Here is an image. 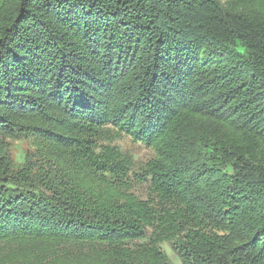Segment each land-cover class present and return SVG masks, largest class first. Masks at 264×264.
<instances>
[{
    "label": "trees",
    "instance_id": "1",
    "mask_svg": "<svg viewBox=\"0 0 264 264\" xmlns=\"http://www.w3.org/2000/svg\"><path fill=\"white\" fill-rule=\"evenodd\" d=\"M198 1L0 0V264H264V0L218 35Z\"/></svg>",
    "mask_w": 264,
    "mask_h": 264
},
{
    "label": "rangeland",
    "instance_id": "2",
    "mask_svg": "<svg viewBox=\"0 0 264 264\" xmlns=\"http://www.w3.org/2000/svg\"><path fill=\"white\" fill-rule=\"evenodd\" d=\"M234 3L236 5V7L233 9L231 8V4ZM252 4L247 3L244 0H199L197 2V5L195 6L194 9L198 8V12H199V16L195 17L192 15L191 11L187 12L188 15H190L192 17L193 21H197L198 19H201L203 17H207V14L209 11H211L212 9L216 10L217 13V17L219 20H216L214 22V29H212L210 32H214L215 34H219V33H226L229 30V26L232 27V30L235 28V24L232 22V18L235 14H240V13H246L248 12L247 9H251ZM6 5L5 3L3 4V7H0V17L4 12ZM229 10H235L233 12H230ZM228 17L227 20L225 19V17ZM212 17V16H211ZM188 28V27H187ZM185 28L187 31L188 29ZM191 28V27H190ZM195 40V43L197 45V47H204V45L200 46V41L193 38ZM146 48V44L141 43L140 47L137 49H134L133 52L135 51V55H134V60L132 59H128V61H126V63L122 64V66L125 65L124 69L129 70V72H131L132 74L137 73V71L142 74L143 72V68L145 66V63L143 62V55L144 51ZM138 50V51H137ZM201 53V51H199ZM235 59L237 60L238 57L235 56ZM134 62V63H133ZM198 62V65H197ZM196 62L195 65H197L199 67H201V60H198ZM142 63V64H140ZM217 63V62H216ZM214 63V64H216ZM205 67L209 68L210 66H213V64L210 62H206ZM202 68V67H201ZM123 69V70H124ZM201 72V70H200ZM202 73L205 74L203 68H202ZM144 76V75H143ZM192 76L194 79H196V75H191L189 76L192 79ZM198 76V75H197ZM181 78V77H178ZM140 79V78H137ZM196 84V83H195ZM218 89V88H217ZM232 105V104H231ZM231 119H233V123L231 124V128L230 129H235L237 130V132H243V133H247V130H243L241 127L243 125H247L248 121L247 119L243 116L240 117V115H233L231 116ZM240 120V121H239ZM254 126V125H251ZM205 130V129H204ZM36 137L35 136H31L29 139L27 140H14L13 144H12V151L14 154V158L17 161V163H21L23 162V158H24V152L25 150H30V149H36L38 148V144H36ZM236 142H239L238 138H235ZM120 144L123 145L124 147H130L133 148L135 151H137V154H140L139 156H147V154H149V149H146L143 145L139 144V143H134L129 137H126L124 139H122L120 141ZM48 146V144H46ZM49 147V146H48ZM48 147L44 146L45 150H49L50 152L52 150L48 149ZM50 148V147H49ZM48 151V153H49ZM221 150L216 149L215 148V152L213 151V160L216 162H218L219 164H221ZM228 172V171H227ZM223 185H226L227 183H229V180L227 178H223V179H219L217 178ZM232 187L231 189L236 188V199L240 202V203H245V212L247 210V212L251 211L252 213L255 212V201L254 198H250V193H251V188H248V190H250V192L247 191L246 188H244L243 186H240L239 184L231 181L230 184ZM245 189V190H244ZM137 193L141 196H144V191L142 189H138ZM256 199L261 200L260 197H257V195L255 196ZM255 215V214H254ZM257 218H259V215L256 216ZM247 214L245 213L244 217L242 218V224L241 226L238 228V235H239V240L240 242H243V239L247 238L249 235L251 236V230L249 231V229H246V224H247ZM253 222V221H252ZM253 227V226H252ZM162 248L165 250V252L167 253V255L170 257L171 261L173 262V264H181L179 255L176 251H174V249L172 248L171 243L169 242H164L162 243ZM1 255V253H0Z\"/></svg>",
    "mask_w": 264,
    "mask_h": 264
}]
</instances>
